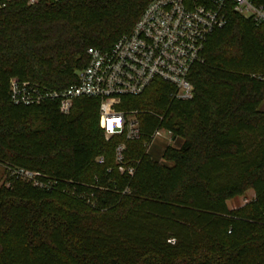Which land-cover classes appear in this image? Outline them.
<instances>
[{
  "label": "trees",
  "instance_id": "obj_1",
  "mask_svg": "<svg viewBox=\"0 0 264 264\" xmlns=\"http://www.w3.org/2000/svg\"><path fill=\"white\" fill-rule=\"evenodd\" d=\"M148 3L0 6V264H264V22L228 11L190 71L191 99L159 79L124 97L120 108L138 110L142 130L126 141L133 176L118 170L122 139L105 140L98 99H75L69 114L57 102L10 99L13 77L56 90L76 83L88 48L110 49ZM158 127L174 139L161 159L145 147ZM9 167L84 182L92 187L79 190L94 193L96 206L15 180ZM248 189L254 199L231 208Z\"/></svg>",
  "mask_w": 264,
  "mask_h": 264
},
{
  "label": "built area",
  "instance_id": "obj_2",
  "mask_svg": "<svg viewBox=\"0 0 264 264\" xmlns=\"http://www.w3.org/2000/svg\"><path fill=\"white\" fill-rule=\"evenodd\" d=\"M10 1L13 0H1L0 6ZM229 10L258 23L264 22V7L252 0H149L132 31L119 37L110 49L88 48L89 62L79 70L76 83L56 90L13 77L9 85L10 99L21 105L57 102L61 114H69L77 98L98 99V122L105 140L122 139L115 146L118 170L133 176L135 168L126 164V141L140 139L142 130L139 111L120 108L124 97L143 94L159 79L176 87L175 98L191 99L194 85L189 79L190 71L197 62L203 61L202 51L208 38L227 24ZM259 77L264 79V75ZM163 131L174 141L170 131L158 127L145 144L146 152ZM96 161L102 163L104 157L99 156ZM7 175L41 190L59 189L96 206L94 193L79 190V187H92L84 182L62 181L22 167L7 168ZM96 188L108 190L105 185Z\"/></svg>",
  "mask_w": 264,
  "mask_h": 264
},
{
  "label": "rangeland",
  "instance_id": "obj_3",
  "mask_svg": "<svg viewBox=\"0 0 264 264\" xmlns=\"http://www.w3.org/2000/svg\"><path fill=\"white\" fill-rule=\"evenodd\" d=\"M147 97V96H146ZM145 97H143L142 100H144ZM264 108V104L262 105ZM127 110H130L129 108H126ZM174 145V141L170 140V135L167 134V132L163 131L162 135L158 136L151 144L149 148V152L151 155L156 159H161L163 150L167 146ZM6 178V174L4 171V168L0 166V183H2ZM255 194L252 189H248L243 195L237 197L235 200H230L229 205L231 208L242 206L254 199Z\"/></svg>",
  "mask_w": 264,
  "mask_h": 264
}]
</instances>
